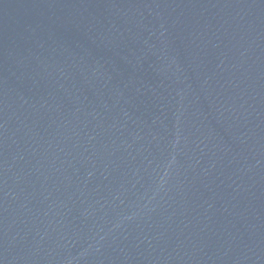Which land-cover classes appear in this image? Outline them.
<instances>
[{"label":"water","instance_id":"95a60500","mask_svg":"<svg viewBox=\"0 0 264 264\" xmlns=\"http://www.w3.org/2000/svg\"><path fill=\"white\" fill-rule=\"evenodd\" d=\"M0 264H264V0H0Z\"/></svg>","mask_w":264,"mask_h":264}]
</instances>
